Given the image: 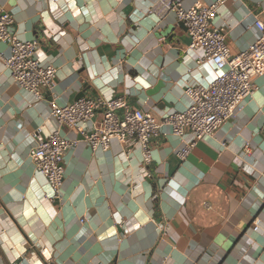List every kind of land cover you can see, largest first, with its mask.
<instances>
[{
  "label": "crops",
  "instance_id": "1",
  "mask_svg": "<svg viewBox=\"0 0 264 264\" xmlns=\"http://www.w3.org/2000/svg\"><path fill=\"white\" fill-rule=\"evenodd\" d=\"M224 1L216 23L235 54L254 42L264 0ZM150 3L0 0L18 38H37V57L57 69L53 91L34 101L9 76L1 56L10 49L0 42V264H264V73L184 161L176 154L183 143L166 125L151 140L148 165L130 145L113 140L92 152L81 140L64 155L55 204L28 156L31 134L56 125L51 96L59 104L76 101L83 89L85 96H122L160 118L187 108L184 81L214 78L213 64L189 49L186 27L171 12L160 19L148 13Z\"/></svg>",
  "mask_w": 264,
  "mask_h": 264
},
{
  "label": "built area",
  "instance_id": "2",
  "mask_svg": "<svg viewBox=\"0 0 264 264\" xmlns=\"http://www.w3.org/2000/svg\"><path fill=\"white\" fill-rule=\"evenodd\" d=\"M224 2L215 0L209 4L195 3L184 7L182 0H151L148 6V13L159 19L173 13L177 22L186 27L189 49L201 51L198 62L209 61L214 66L215 76L210 82H183L184 93L190 100L185 110L156 118L150 111L131 106L122 96H84L65 104H59L54 96L48 99L49 114L56 125L50 132H45L40 126L31 134L33 142L28 156L35 171L45 177L51 201L60 197L64 155L81 140L92 152L99 148L106 150L113 140L124 147L130 145L141 151V162L148 165L152 159L151 140L166 125L171 134L183 143L176 154L184 161L198 141L215 133L239 110L241 102L255 89L254 78L264 73V7L254 22L257 32L254 42L232 54L226 27L216 23L219 8ZM14 23L10 11L0 10V42L10 49L9 56H1V59L9 76L22 91L34 101L43 100L45 93L54 89L57 69L43 64L37 57V38H18ZM98 112L100 120L93 122ZM88 123H91L90 127ZM62 128L81 135V138L63 136ZM86 221L87 217L80 218L81 224ZM166 226V221L159 222L158 232L162 234ZM253 230L259 231L257 219Z\"/></svg>",
  "mask_w": 264,
  "mask_h": 264
},
{
  "label": "water",
  "instance_id": "3",
  "mask_svg": "<svg viewBox=\"0 0 264 264\" xmlns=\"http://www.w3.org/2000/svg\"><path fill=\"white\" fill-rule=\"evenodd\" d=\"M180 24L183 25V23H180ZM85 87H88V85L85 84ZM84 96H85V89L81 90L80 92H78V93L76 94V96H75V100H78V99H80V98H82V97H84ZM53 202H54L55 204H58V203H59L58 200H54Z\"/></svg>",
  "mask_w": 264,
  "mask_h": 264
}]
</instances>
